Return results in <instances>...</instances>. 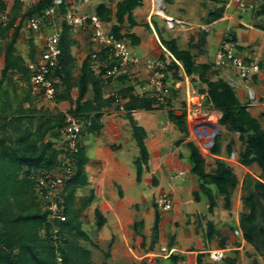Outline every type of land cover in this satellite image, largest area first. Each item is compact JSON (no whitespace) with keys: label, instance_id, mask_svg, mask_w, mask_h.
<instances>
[{"label":"trees","instance_id":"1","mask_svg":"<svg viewBox=\"0 0 264 264\" xmlns=\"http://www.w3.org/2000/svg\"><path fill=\"white\" fill-rule=\"evenodd\" d=\"M100 1L96 15L105 23H112L115 17L117 24L112 27L115 39L138 46L140 39L136 34L122 31L126 23L131 28L140 26L134 18V12L142 7L143 0H124L118 3L115 16L107 4L110 0ZM260 1L262 3L257 17L264 18V0ZM43 6L44 4H39L22 14L23 3L21 0H15L8 20L4 23L0 22V60L3 61L0 69V264H59V259H62L63 264H94L90 251L67 240L68 231L70 233L76 231L78 236L89 240L87 233L77 221L78 214L75 210L77 188L88 186L85 176L87 158L84 149L80 148L79 153L74 156L76 173L66 181L62 195L66 222L51 220L52 212L43 209L35 193L38 177L60 167L61 160L65 156V151L57 149L53 141L61 138V130L66 125L65 114L54 115L47 109H38L37 104L42 99L32 95L28 62L16 47L25 19L41 11ZM6 10L7 4L0 1V17ZM210 16L212 18L210 23L221 20L224 9L221 8L216 13L212 12ZM153 26L160 37L162 47L166 49V52L161 51L163 55L159 59L165 66L164 83L169 82L171 76L175 75L176 82L183 81L187 76L193 85L199 82L207 86L205 104L221 113L219 125L238 134L245 148L240 154L241 165L247 168L257 165L260 169L259 179L251 177L244 182L245 185L249 182L250 188L243 197L247 212L241 214L240 229L246 243L264 257V128L240 102L234 88L227 81L219 77L217 80L212 78V75L219 76L218 72L214 71L212 63L197 64L196 56L191 50L181 49L175 39L166 40L157 23ZM146 27L152 30L150 25ZM256 28L264 30L262 25H256ZM73 32L71 26L63 23L59 46L61 56L53 74V77L59 79V83L55 85L57 93L54 101L57 104L67 102L75 106L69 113L82 121H91V126L86 127L89 134L101 130L100 121L106 110L117 103L120 105L121 101H126V104L120 107L128 113L132 136L139 149L135 167L137 181L141 182L144 166L149 163V153L145 143L147 133L131 114L134 111L150 112L167 108L169 122L183 135V138L175 143L176 147L184 145L190 134L187 109L183 108V112L179 114L173 109L179 91L171 88V95L164 98V103L157 100L158 96L154 92H148L142 98L136 96L133 87L121 89L106 98V80L109 82L113 79L103 78L104 68L102 74H95L91 53L83 60L81 67H78V61L72 51L77 46V41L72 38ZM231 36L236 42V36L232 34ZM206 38L207 34L203 33L201 42L204 43ZM192 47L195 49L198 46L192 43ZM30 49L29 62H36L40 52L32 39ZM126 79L127 76L122 75L117 80L124 83ZM19 81L26 87L19 88ZM74 91H77L76 98L73 95ZM90 93L92 96L86 99ZM185 147L190 151V162L193 166L191 173L198 178L200 185V192L194 193L195 200L200 201L201 196H205L212 213L217 207L215 197L217 194L223 197L226 208L230 209L232 194L240 183L234 170L226 161L214 159L215 169L212 172L207 171V161L197 144L188 142ZM210 152L214 156L221 154V135L215 137ZM232 153L233 149L229 145L227 154L231 156ZM97 219V226L102 229L105 220L99 212ZM160 220L157 212L153 228L155 233L153 244L157 239ZM207 226L208 238L212 240L218 233L212 222H208ZM55 228H58V234H55ZM55 236H58V241L55 240ZM57 242L58 246H56ZM220 243L221 246H225L223 238L220 239ZM106 258L109 259L110 254H107ZM171 258L177 259L173 256ZM226 262L235 264L229 260Z\"/></svg>","mask_w":264,"mask_h":264},{"label":"crops","instance_id":"2","mask_svg":"<svg viewBox=\"0 0 264 264\" xmlns=\"http://www.w3.org/2000/svg\"><path fill=\"white\" fill-rule=\"evenodd\" d=\"M122 1L124 0H115L113 7L109 6V2L107 3L114 16L117 4ZM143 3L142 7L135 10L136 13L146 8L144 0ZM90 7L91 5L88 9ZM134 18L139 23L135 13ZM221 21L223 19L219 20V22ZM106 24L116 25L115 17L112 23ZM127 24L125 25L127 26ZM240 25L245 27L246 24L240 23ZM247 26L249 27V25ZM141 29L143 28L138 26L132 28L131 31L132 34L139 37L140 44L138 46L129 44L132 51L134 50L133 54L138 55L142 60L145 59L143 61L147 63L150 56L143 51L145 37L140 35L142 31L139 30ZM257 30L260 34L255 36L256 42L260 41L262 44H248L246 38H242L241 42L235 33L237 50L244 59H258L264 67V30ZM122 32H127V30L123 29ZM209 38L208 34L206 39L209 40ZM213 62L214 59L212 64ZM217 72L219 74L217 78H222L234 88L240 102L247 107L251 115L264 128V72L247 81L241 80L233 69H223ZM155 112L134 111L131 114V117L147 133L145 143L149 153V163L144 166L141 182L137 181L136 167L135 169L128 167L122 160V156L127 154L130 147L137 146L132 136L131 122L127 111L120 109L119 113H115L113 110H108L102 118L100 131L89 134L87 128L84 129L81 144L87 158L85 176L88 186H79L75 194L77 221L82 230L86 233L88 225L96 223L97 212L101 213L105 224L102 229L96 226L100 234L97 240H104L107 236L105 232H107L112 234V239L116 238L119 241L114 244V249L119 244H123L125 250L132 253L135 251L136 254L139 249H142L144 253L141 259L144 263L141 264H227L228 260L235 264H264V257L260 256L244 240L240 229V217L236 216L235 219L233 214L235 208L232 201L231 208L225 211L230 215L229 217H232L231 219L223 216L217 194L215 195L217 207L212 213H210V204L205 196H201L200 201L195 200L194 193L200 192V185L198 178L191 173L193 166L189 159L190 151L185 147V144L190 141L187 138L184 145L176 147L172 142L179 141L183 135L169 122V129L172 130V136L175 137L170 140V146L168 135L159 128L158 117L152 115ZM217 113L220 119L221 113ZM140 121H143V124ZM237 136L236 138L239 139V135ZM241 146L243 149L240 153L245 150L242 143ZM231 147L233 149L232 157L237 153L234 146L231 145ZM224 151L225 148L221 144V154L219 156L210 155L212 158L229 163L228 154L227 158L222 156ZM138 156L139 153L137 158ZM240 168L244 174L241 180L242 185L246 176L259 179L261 172L257 165L250 168L240 165ZM234 172L239 178L238 173ZM181 173H186L184 181L178 178V176L181 177ZM189 174L193 176L190 177ZM144 186L154 188L151 199L144 195ZM164 193H170L174 199V205L170 211H162L156 206L159 197ZM181 195H184V198ZM204 199L207 200L205 207L207 212L200 211V205ZM149 202L155 211V222L157 212L161 220L156 242L153 244V240L148 246L150 231L153 232L155 226V224L153 227L148 225L147 217L149 218L152 213L150 210L145 212L143 207ZM93 209L95 211L91 218L90 211ZM245 212L247 211L243 210L242 214ZM208 222L214 224L215 231L218 233L212 240L208 238ZM236 232L239 235H236ZM221 238H223L225 246H221ZM128 251L124 253L127 257H129ZM169 252L172 253L170 256ZM114 254H110V257ZM171 256L177 259L173 260Z\"/></svg>","mask_w":264,"mask_h":264},{"label":"rangeland","instance_id":"3","mask_svg":"<svg viewBox=\"0 0 264 264\" xmlns=\"http://www.w3.org/2000/svg\"><path fill=\"white\" fill-rule=\"evenodd\" d=\"M7 4V10L5 13H2L0 17V22L4 23L8 20V16L10 12L12 11L15 0H0ZM115 0L109 1V6H114ZM255 5V10L252 14H239L235 12L234 10L226 11L224 10V16L223 21L219 22V20L214 24L210 23L211 13L212 12H218L219 9H221L219 6L213 4V3H203L198 0H144L146 8L141 9L139 12H134L136 15V19L140 23V27L143 28L139 31H142L140 35L144 38V45H143V51L150 56V60L154 61L155 63L159 61L160 57L163 55L161 51L166 52L160 41V37L158 36L155 27L152 26L154 23H157L159 29L162 30L163 37L166 40H176L178 42V45L181 49H188L191 50L192 53L196 56L197 64H204V63H212L215 54L219 48L220 42L222 40V37L226 34H232L235 35V33L238 35L240 41L242 42V38H246L248 44L252 45H261L262 43L260 41L256 42L255 36L259 35L260 32L257 30L256 25H262L264 26V18H258L257 12L260 9L261 1L260 0H250ZM101 3L100 0H91V7L90 9L86 8L85 13L89 15H93L94 12H96V8ZM144 4V3H143ZM26 12V9L22 11V14ZM159 13L162 14L159 15ZM153 15V16H152ZM166 17L172 18L174 21L172 23H169L166 20ZM230 18V19H228ZM227 19V20H226ZM176 20V21H175ZM20 20H18L19 22ZM178 23V24H177ZM240 23H245V27H242ZM19 24V23H18ZM127 24V23H126ZM152 24V25H150ZM213 24V25H211ZM146 25H150L152 30H148ZM249 25V27L247 26ZM113 26L107 25L106 29L111 30ZM243 28H246L248 30H245ZM124 31L127 30V32L131 33L132 28L127 24V26H124ZM228 31V32H227ZM248 34H247V32ZM156 35H155V33ZM126 33V32H124ZM203 33L209 34L210 38L205 39V42L202 43V35ZM72 38L77 41V46L73 48V55L78 61V67H81V64L83 60L91 53V55L96 51V47L94 44H92L91 38H92V32H73ZM34 40V44L37 47V50L40 52V46L43 42H40L39 39L35 37V35L30 32L29 30H26L25 28L22 29L20 40L18 41L16 47L21 55H23L27 62H29L28 56L30 55L31 49H30V41ZM192 43L197 45L198 47L195 49H192ZM254 47V46H252ZM134 51V50H133ZM132 51V52H133ZM135 55V54H134ZM139 57L138 55H135ZM39 59V57H38ZM37 59V60H38ZM145 60V59H143ZM142 58L139 60V67H128L126 69V72L124 75L127 76V80L124 81V83H121L117 79H113L108 82L106 80V87H105V97L108 98L116 93H118L121 89H126L128 87L134 88V94L136 96H139L142 98L146 93L144 90V87L147 86V89L150 88L153 83L152 81H155L156 78L154 75H152L147 70V65H145V61H143ZM3 66L2 59L0 60V69ZM183 74V71H182ZM123 75V76H124ZM211 76V75H210ZM188 78V77H187ZM214 80H217V77H213ZM16 81L17 77L15 78ZM198 81V80H197ZM174 83H176V76L172 75L171 80L169 81V86L173 88ZM26 87L23 82L19 81V88ZM177 86V85H176ZM8 87V85H6ZM179 96L175 99V106H173L174 110L179 114L183 112V108L187 109L188 117H187V124L190 130V134L188 136V140L190 142H193L197 144V146L200 149V152L202 156L207 161V171L212 172L214 167V159L210 155L211 148L214 145V139L216 136L221 135L222 138V147L225 148L224 155L225 158H227V147L228 145L234 146V150L237 153L234 156H229L228 163L234 171H236L240 178V183L237 187V189L233 192V200L232 204L234 205L235 212H233L235 219L237 217H241V214L243 210L247 211L244 203H243V197L247 195V191L249 187V182L247 185L243 183L242 185V178L244 177V174L240 168V152L242 151L241 141H239L237 135L231 130H229L226 127H221L218 123L219 121V115L216 110L212 109L211 106H208L205 104L206 96L205 95H199L198 89L204 88L207 91V86L202 85L201 83H197L193 85L191 83L190 79L188 80L185 78L183 81H181V84L179 86ZM19 93H21V89L18 90ZM190 92L191 96L194 97V99H189L187 96V93ZM74 98L77 97V91L73 92ZM92 94L87 96L86 99L91 97ZM190 102V104L188 103ZM184 103L186 106L184 107ZM118 104V103H117ZM113 105L108 110L114 111L115 113L120 112V105L124 106L126 104V101H121L120 105ZM200 104V105H199ZM39 108H44L49 111H51L52 114L58 115V114H64L70 112L71 109H74L75 106H71L69 103H54L49 101L41 100L38 104ZM105 111L104 114L107 113ZM168 109L165 110H156L155 113L152 115H156L158 117V124L159 128L165 132L168 138V143L171 139L175 138L172 136V130L169 129V119L167 114ZM104 117V115H103ZM102 121V119H101ZM100 121V123H101ZM143 124V121H140ZM187 139V138H186ZM55 142V147L59 150H61L65 146V142L63 139L59 140H53ZM177 141H173L172 143L176 146L175 143ZM241 142V143H240ZM230 145V146H231ZM171 146V142H170ZM139 153L138 147L133 146L129 148V151L125 156H122V160L128 165V167H132L135 169L134 161L137 158V154ZM240 153V154H239ZM190 159V158H189ZM190 177H192V174H189ZM182 177V178H181ZM181 177L178 176V178L181 181H184L186 177V173H181ZM252 176L245 177V181L250 180ZM144 188V195L148 198H152V192L154 191V188L152 187H143ZM157 194V192H155ZM168 194V193H164ZM170 194V193H169ZM183 194V193H182ZM171 195V194H170ZM182 198H184V195H181ZM218 199L220 202V207L222 208L221 211L223 213V216H226L227 218L230 215H228L225 211L229 210L225 206L224 200L221 196L218 195ZM207 205V200L204 199V202L200 205L201 212H207L205 209ZM80 206V205H79ZM143 206V204H142ZM145 212L150 210L152 215L147 217L148 225L154 226L155 224V211L152 207V205L147 204L146 206H143ZM94 209L90 211V215L92 218V215H94ZM170 211V210H169ZM233 216V217H234ZM88 218V217H87ZM224 218V217H223ZM96 223L93 222L92 225H88V229L86 228V233L89 237L88 239H84L77 235L76 231H73L70 233L67 232V240L71 244H77L80 247H82L85 250H89L91 252V258L92 262L94 264H141L144 263V261L141 259V256L143 255L144 251L142 249H139V252L136 254L135 251L132 253L131 251L125 250V247L123 244H119L115 246L114 244L118 243L119 241L114 238L112 239V234L105 232L107 236L104 240H97L100 236L99 232L97 231V224L98 219L96 216ZM154 231H150L149 240H148V246L151 245V242L154 240ZM183 244V243H182ZM129 252V257L124 254L125 252ZM112 257L109 259L106 258L107 254H113ZM93 255V257H92ZM152 257V256H151ZM59 264H61L59 262ZM63 264V263H62Z\"/></svg>","mask_w":264,"mask_h":264},{"label":"built area","instance_id":"4","mask_svg":"<svg viewBox=\"0 0 264 264\" xmlns=\"http://www.w3.org/2000/svg\"><path fill=\"white\" fill-rule=\"evenodd\" d=\"M203 3H213L226 11L234 10L239 14H252L255 5L250 0H198ZM26 11L36 8L39 4H44L41 11L27 16L24 21V28L32 32L40 42L39 59L36 62H28L27 68L31 74L30 90L33 96H39L44 101L54 102L57 89L55 85L59 79L53 77L54 70L58 66L61 50L59 48L62 25L67 23L74 32H92L91 43L95 45L96 51L91 55L93 60V71L96 75L103 73L104 79H118L126 72L128 67H139L140 57L133 54L128 42L115 39L112 29L107 30V24L104 23L96 14L89 15L85 9L91 5V0H21ZM230 19V18H228ZM228 32V31H227ZM237 43L233 40L231 34L226 33L220 42L219 48L215 54L213 66L214 71L223 69H233L238 77L247 81L262 72L260 60L244 59L237 50ZM147 70L154 75L153 85L145 93L154 92L157 100L164 103V98L171 95V88L164 83L166 73L165 66L161 61L158 63L148 60ZM185 78L188 80L187 76ZM180 82L173 85L175 90L180 89ZM177 85V86H176ZM178 88V89H177ZM189 99H194L188 92ZM118 102V101H117ZM190 104V102L188 101ZM200 105V104H199ZM124 111L123 107L120 108ZM65 114V127L61 130V139L64 140L65 156L62 158V164L50 173H43L37 179L35 193L44 210L52 212L51 220L66 222L67 217L63 212L62 198L66 181L74 176V156L82 148V136L84 129L91 126V121H82L71 113ZM158 209L169 211L173 208L174 199L170 194H163L156 202ZM58 228H55V234H58ZM236 235H239L236 232ZM58 241V236H55ZM58 243V242H57ZM56 244V246H58ZM167 252V250H164ZM172 253L169 252V256ZM62 264V259H59Z\"/></svg>","mask_w":264,"mask_h":264},{"label":"water","instance_id":"5","mask_svg":"<svg viewBox=\"0 0 264 264\" xmlns=\"http://www.w3.org/2000/svg\"><path fill=\"white\" fill-rule=\"evenodd\" d=\"M198 93H199V95H205L206 94V89L200 88V89H198Z\"/></svg>","mask_w":264,"mask_h":264},{"label":"bare ground","instance_id":"6","mask_svg":"<svg viewBox=\"0 0 264 264\" xmlns=\"http://www.w3.org/2000/svg\"><path fill=\"white\" fill-rule=\"evenodd\" d=\"M159 15H161L162 16V14L161 13H159ZM166 20L169 22V23H172L174 20L172 19V18H170V17H166Z\"/></svg>","mask_w":264,"mask_h":264}]
</instances>
